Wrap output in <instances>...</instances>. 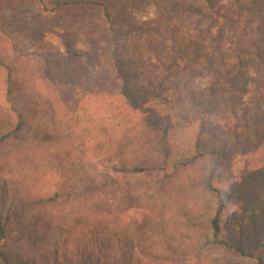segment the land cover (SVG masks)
<instances>
[{
  "label": "trees",
  "instance_id": "16d2710c",
  "mask_svg": "<svg viewBox=\"0 0 264 264\" xmlns=\"http://www.w3.org/2000/svg\"><path fill=\"white\" fill-rule=\"evenodd\" d=\"M2 6L0 25L5 10L20 25L22 13L46 18L79 10L92 17L63 32L28 31L31 51H22V29L13 36L0 30V40L18 42L0 54L12 96L0 111V142L56 140L64 162L97 150L117 169L159 176L171 191L216 194L217 210L196 215L187 208L182 219L208 225L211 245L264 261V243L249 244L246 231L263 230L264 206L225 218L223 192L228 180L264 177V75L255 68L264 62V33L256 35L264 0H0ZM148 7L157 21L146 26ZM82 42L89 45L83 52L65 56L70 44ZM201 78L211 81L198 90ZM169 92H180L184 103L165 112L161 101ZM95 185L90 180L88 188ZM103 190H91L88 201L103 210L49 227L45 237L24 230L30 245L42 248L30 264H146L145 248L126 235L119 201ZM7 221L0 203V240L17 237L16 222ZM158 221L140 223L139 235L163 229ZM0 259L9 264L1 245Z\"/></svg>",
  "mask_w": 264,
  "mask_h": 264
},
{
  "label": "rangeland",
  "instance_id": "374dc122",
  "mask_svg": "<svg viewBox=\"0 0 264 264\" xmlns=\"http://www.w3.org/2000/svg\"><path fill=\"white\" fill-rule=\"evenodd\" d=\"M3 8L0 7L2 12ZM5 13L0 30H6V34L12 35L11 31L15 28L22 29V51L32 49L28 41V31L63 32L65 28L77 27L80 20L92 17L88 12L79 10L61 12L46 18H30L22 13L20 25L15 14ZM156 17L155 10L148 7L142 13V22L146 26L155 24ZM256 26V35L263 34L264 20L259 18ZM5 40H0V54L10 48L15 49L18 44ZM83 43L89 46L86 42L77 46L70 44L71 49H64L65 56L74 57L77 51L83 52V49L87 48ZM255 68L264 75V62L259 68ZM6 78V71L0 67V111L6 110L7 103L12 99L8 93ZM210 81V78L198 79L194 87L198 90L204 89ZM17 97L19 95L14 94V98ZM183 103L180 92H169L161 101V109L165 112L178 110ZM60 143L52 140L44 145L34 144L16 136L0 142V203L3 204V220L16 222L14 229L17 235L0 240L9 264H30L29 258L35 257L33 260H36L37 255L42 252V248L37 249L30 245L24 230L27 234L39 231L41 236L45 237L49 227L69 223L74 216L85 214L87 210H103L97 208L96 202L88 204L90 192L95 189L100 193L106 189L105 192L116 196L122 214V224L130 225L126 235L134 246L141 245L145 248L146 255H143V258L146 264H264V261L260 262L256 258L242 257L226 248L211 245L207 242L212 234L208 225L190 224L182 219L181 213L187 208L195 211L196 215H200L203 210L207 211V214L217 210L222 202L216 194H209L203 189L182 193L171 191L170 187L166 189L165 185H162L159 176H135L123 168L117 169L104 160L97 150L77 152L78 157L72 156L70 162H64L54 151ZM90 180H94L96 185L88 188ZM223 189L228 196L224 210L225 218L240 213L246 216L253 208L264 206V177L250 183L228 180L227 187ZM108 203L111 202L106 199L104 204ZM11 209L15 210L12 214L9 213ZM17 213L19 215H16ZM169 219L176 220L177 224L169 225ZM145 220H159L160 225L164 224V227L154 230L151 236H140L137 226L139 227L140 223L146 225ZM246 231L249 244L260 247L264 243V228L259 233L253 228ZM177 247L179 249H176ZM259 251L264 254V249L263 252Z\"/></svg>",
  "mask_w": 264,
  "mask_h": 264
}]
</instances>
